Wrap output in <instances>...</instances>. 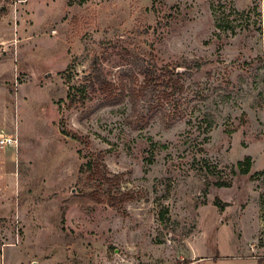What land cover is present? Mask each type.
Here are the masks:
<instances>
[{"label": "rangeland", "instance_id": "obj_1", "mask_svg": "<svg viewBox=\"0 0 264 264\" xmlns=\"http://www.w3.org/2000/svg\"><path fill=\"white\" fill-rule=\"evenodd\" d=\"M0 5V264H264V0Z\"/></svg>", "mask_w": 264, "mask_h": 264}, {"label": "trees", "instance_id": "obj_2", "mask_svg": "<svg viewBox=\"0 0 264 264\" xmlns=\"http://www.w3.org/2000/svg\"><path fill=\"white\" fill-rule=\"evenodd\" d=\"M174 73H164L161 76L153 77L150 79L149 83H158L159 86L168 88L172 87L174 81L172 80V75ZM152 77V76H151ZM146 78H150L149 75H146ZM146 80V79H145ZM166 80V81H165ZM178 82H175L177 84ZM146 85V84H145ZM110 88V89H109ZM80 92L84 93L83 90ZM100 94L104 95V100L109 105H119L124 100V95H115L114 87L111 84L101 85L98 89ZM70 98V97H69ZM83 98L79 100L82 101ZM76 99L72 97L70 102H74ZM77 100V101H79ZM74 139H77L73 136ZM102 160L101 154L97 155H89L86 158V161L80 166L78 174V185L88 189V193L82 196H72L71 200L67 202L69 205H78L83 209H88L89 206H96L101 204H106L114 209H121L123 206L132 201L133 197L127 193H113L112 190L119 183V178L117 177H109L107 175H103L100 171L99 164ZM249 159H246V162H239L237 164L238 168L242 166H246V169L243 174H247L249 172ZM220 186H226L224 183L219 184ZM215 206H218L221 210L227 205H221L219 201L214 203Z\"/></svg>", "mask_w": 264, "mask_h": 264}, {"label": "built area", "instance_id": "obj_3", "mask_svg": "<svg viewBox=\"0 0 264 264\" xmlns=\"http://www.w3.org/2000/svg\"><path fill=\"white\" fill-rule=\"evenodd\" d=\"M0 143H1V145H2L3 147L6 146V145H8V144H16V143L12 142V141L9 140V139H1V140H0Z\"/></svg>", "mask_w": 264, "mask_h": 264}, {"label": "crops", "instance_id": "obj_4", "mask_svg": "<svg viewBox=\"0 0 264 264\" xmlns=\"http://www.w3.org/2000/svg\"><path fill=\"white\" fill-rule=\"evenodd\" d=\"M202 260H204V259L197 260V262H198L197 264H201Z\"/></svg>", "mask_w": 264, "mask_h": 264}, {"label": "water", "instance_id": "obj_5", "mask_svg": "<svg viewBox=\"0 0 264 264\" xmlns=\"http://www.w3.org/2000/svg\"><path fill=\"white\" fill-rule=\"evenodd\" d=\"M1 9H2V7H1V5H0V12H1Z\"/></svg>", "mask_w": 264, "mask_h": 264}]
</instances>
